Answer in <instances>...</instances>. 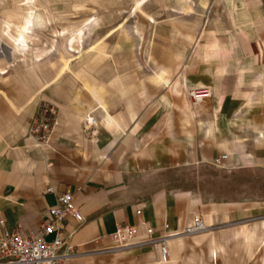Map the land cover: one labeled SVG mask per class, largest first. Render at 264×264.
<instances>
[{"label":"crops","instance_id":"obj_1","mask_svg":"<svg viewBox=\"0 0 264 264\" xmlns=\"http://www.w3.org/2000/svg\"><path fill=\"white\" fill-rule=\"evenodd\" d=\"M135 1L153 18L148 67L138 70L125 69L133 51L123 41L103 60L107 66L92 72L47 71L61 66L51 45L41 59L25 62L28 34L65 13L48 15L42 0L27 5L35 10L30 19L21 8L1 11L0 222L35 234L41 212L56 204L47 187L69 189L84 222L64 221L69 254L62 264H255L257 253L264 264V200L247 193L243 202L207 199L186 189L196 183L184 177L187 167L203 163L242 169L243 182L253 172L264 176V0ZM111 7L104 14L117 11ZM66 14L78 18L74 9ZM80 36L73 29L56 37L74 53ZM115 57L126 65L118 68ZM76 59L67 65L77 66ZM189 90L208 94L187 109ZM41 104L57 113L49 144L35 148L25 136ZM89 108L98 111L88 132L82 119ZM195 216L206 230L180 235ZM118 226H133L136 234L124 248L105 252L114 248ZM242 229L252 235L247 241ZM163 237L164 262L152 243Z\"/></svg>","mask_w":264,"mask_h":264},{"label":"rangeland","instance_id":"obj_2","mask_svg":"<svg viewBox=\"0 0 264 264\" xmlns=\"http://www.w3.org/2000/svg\"><path fill=\"white\" fill-rule=\"evenodd\" d=\"M22 1L23 0H10V5L0 7V13L3 11V8L6 10L8 9L10 12L21 8L23 11H27V16L25 18L30 19V14H34L35 10L27 8V5L32 4L35 0H26V6L20 5ZM37 1L38 0H36V2ZM129 2L130 3L125 4L123 7H119V0H42L41 5L45 6L43 10H46L48 15L50 14V9L59 15L65 13V16L64 18L62 17V19H55L50 14L51 18H49V20L51 21L43 25L35 26L34 31L28 34V55H22L20 59H23L25 62L29 60L30 62L35 61L37 58L41 59V49L51 45V56L57 58V62L60 63L61 66L52 65L51 68H46L47 71H52L53 74L61 75L67 72H74L76 68L82 67L85 72H92L97 66H100V69L106 67L107 64H103V60L113 54L114 50L120 49L121 47L119 48L117 45L120 41H123L124 44L133 51L130 57H126L125 62L128 65L125 69L127 67L132 70L147 68L148 62H146V58L149 52L148 42L153 18L151 19L149 14L144 10V7L139 5V1L134 2V0H131ZM0 3L3 4L5 2L4 0H0ZM33 6L39 7L40 5L36 3ZM111 6L117 8V11L111 15L109 13L104 14L105 11H110V8H112ZM73 9L74 16L78 15V18L73 19L66 16V13H71ZM138 10L140 12L142 11V13H138ZM115 21H119V25L114 30L108 31ZM89 22L91 25L87 28L86 24ZM141 27L142 31L136 32L135 29ZM73 29H80L81 34L78 44L74 47V53L68 52L65 49L67 46L66 39L56 37L59 32L68 34ZM52 35L56 38H53ZM138 35L141 37L140 40H142L141 47ZM74 58H77V66L67 65L68 59ZM121 58L116 60L115 57L114 60L118 68L126 65ZM97 60L100 63H96ZM41 69L42 71L44 70V68ZM194 91L199 97H202V101L208 94L206 91ZM185 102L187 109H189V105H191L189 91L185 93ZM98 108H96V110ZM89 109H87L86 113L90 111L96 112V110H94L95 108ZM251 176V182L250 179L249 181L247 179V181L243 182L244 175L242 169L228 170L224 167H215L210 163L191 165L187 167L184 172L185 182L189 183V185H191L190 183L192 182L196 183L195 185L188 186L186 189L197 194H202L204 198H209L211 200L220 199L221 201L231 199L236 202H243L246 199L244 193H247L248 195H253L252 201L264 200L263 197L260 196V193L263 192L264 194V176H259L255 172H253ZM249 200L251 199L249 198ZM239 234L243 237V240L246 241L252 237L245 229L239 231ZM259 257L260 253H257L255 264L259 263Z\"/></svg>","mask_w":264,"mask_h":264},{"label":"built area","instance_id":"obj_3","mask_svg":"<svg viewBox=\"0 0 264 264\" xmlns=\"http://www.w3.org/2000/svg\"><path fill=\"white\" fill-rule=\"evenodd\" d=\"M189 97L191 104L202 101V97H199L194 90H189ZM94 112L90 111L83 117L82 126L85 131L89 132L97 126ZM56 113L54 106L41 104L34 116L30 118L27 123L25 139L32 142L33 147H46L49 144ZM262 129L264 131V126ZM225 157V155L222 156L223 159ZM45 192L55 194L56 204L53 208L41 212V223L37 233L26 232L25 235H21L19 224L12 229H7L5 222H0V264H62V260L68 257L69 253L63 251L65 245L64 221L67 218H73L76 223L82 224L84 217H82L79 207L73 202V194L69 189L57 191L52 187H47ZM205 230L201 218L195 216L192 224L186 226L180 235L192 236ZM116 231L111 235V244L114 248L104 250L105 252H114L124 248L125 242L136 234L133 226H118ZM146 231L147 234L153 233L151 228ZM49 235H53V239L46 241V237ZM152 243L154 246H159L161 261H167L165 237L154 239Z\"/></svg>","mask_w":264,"mask_h":264},{"label":"bare ground","instance_id":"obj_4","mask_svg":"<svg viewBox=\"0 0 264 264\" xmlns=\"http://www.w3.org/2000/svg\"><path fill=\"white\" fill-rule=\"evenodd\" d=\"M37 22V21H36ZM23 29H25V26L23 27ZM21 45H22V48H23V50L26 48V45L24 44V42H23V39L21 38ZM14 50V49H13Z\"/></svg>","mask_w":264,"mask_h":264}]
</instances>
